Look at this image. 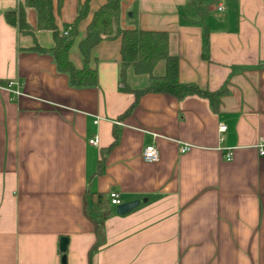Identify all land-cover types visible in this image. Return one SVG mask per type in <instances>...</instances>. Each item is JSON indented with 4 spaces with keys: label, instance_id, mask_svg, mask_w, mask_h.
Returning <instances> with one entry per match:
<instances>
[{
    "label": "crops",
    "instance_id": "0c3cea01",
    "mask_svg": "<svg viewBox=\"0 0 264 264\" xmlns=\"http://www.w3.org/2000/svg\"><path fill=\"white\" fill-rule=\"evenodd\" d=\"M83 1L52 0L60 33ZM198 1L206 8L208 59L188 0H121L120 26L134 21L167 32L179 82L224 90L216 110L197 96L146 93L119 121L134 99L121 80L120 38L92 48L97 84L72 88L49 53L28 50L52 48V33L20 34L4 13L24 0H0V264H264V0ZM105 2L89 0L77 25L68 52L76 68L83 66L78 43ZM25 18L35 29L32 8ZM163 72L159 63L153 74ZM147 81L126 71L130 89ZM113 129L117 142L99 170ZM92 136L98 145L88 144ZM148 144L158 150L154 163L141 158ZM183 144L191 147L180 153ZM111 192L138 204L122 215L113 205L105 210L103 238L89 259L96 237L86 198L103 193L110 202Z\"/></svg>",
    "mask_w": 264,
    "mask_h": 264
},
{
    "label": "trees",
    "instance_id": "16d2710c",
    "mask_svg": "<svg viewBox=\"0 0 264 264\" xmlns=\"http://www.w3.org/2000/svg\"><path fill=\"white\" fill-rule=\"evenodd\" d=\"M62 0H58V5ZM89 0L79 4L77 14L66 34L60 33L54 21L52 0H24L16 10H9L4 13L8 24L17 28L22 35H33L35 30L50 31L54 45L45 50L35 44L28 49L39 53H49L54 61L56 70L65 74L69 86L72 88L94 87L97 84V75L94 68L89 67V60L92 48L102 40L120 38V75L124 83V90L133 94L131 104L117 117L121 121L127 117L137 106L139 98L146 93L167 94L182 100L190 96H197L207 99L212 111L216 110L219 98L224 90L210 92L199 88L192 83H181L178 80V57L169 52V37L165 31H147L133 26L124 29L120 26V3L121 0H106L97 9L91 21L86 27L85 37L79 41L78 49L82 57L83 66L76 68L69 60L68 52L77 36V25L88 10ZM199 14V23L204 28L203 53L202 56L208 59V40L205 29L206 8L198 0H188ZM32 8L36 13L35 29L26 21L25 8ZM66 29V28H65ZM64 29V30H65ZM63 30V31H64ZM163 63L164 72L161 75H154L155 67ZM132 69L134 75L148 77L147 84L138 89H130L125 85L126 71ZM117 132L113 129V142L100 152L98 167L100 170L105 154L116 144ZM86 214L93 221L96 237L95 243L88 252L89 259L97 250L103 238L102 223L109 213H104L109 206H112L108 197L103 193H89L86 198Z\"/></svg>",
    "mask_w": 264,
    "mask_h": 264
},
{
    "label": "built area",
    "instance_id": "2783aa9c",
    "mask_svg": "<svg viewBox=\"0 0 264 264\" xmlns=\"http://www.w3.org/2000/svg\"><path fill=\"white\" fill-rule=\"evenodd\" d=\"M217 9L218 10H223V6L220 5V4H218L217 5ZM68 29H69V27L66 28L64 31H62V33L63 34H66ZM15 94H18V92H15ZM218 130L221 133L224 132L226 130L225 125L220 124L218 126ZM88 144L93 145V146L98 145V138H97V136H92L91 138H89L88 139ZM190 147L191 146L188 145V144L180 145L179 151H180V153H185L188 150H190ZM261 148L259 149V155H262L263 154V150ZM224 157H225L226 160H230L231 159V152L230 151L226 152L225 155H224ZM141 158H142V160L144 162H147V163H154V162H156L158 160V150L156 149L155 145L154 144L145 145V147L143 148L142 153H141ZM109 198H110V203L113 206L119 205L121 203L120 202V199L118 197V194L115 193V192H111L109 194Z\"/></svg>",
    "mask_w": 264,
    "mask_h": 264
},
{
    "label": "water",
    "instance_id": "95a60500",
    "mask_svg": "<svg viewBox=\"0 0 264 264\" xmlns=\"http://www.w3.org/2000/svg\"><path fill=\"white\" fill-rule=\"evenodd\" d=\"M130 16V13H129ZM138 202L134 201V202H129V203H120L119 205L115 206V212L116 214L122 215L125 214L127 212H129L130 210H132L135 206H137ZM67 245V239L66 238H61L59 241V250L64 253L65 252V248ZM65 260V256L62 255V263Z\"/></svg>",
    "mask_w": 264,
    "mask_h": 264
},
{
    "label": "rangeland",
    "instance_id": "374dc122",
    "mask_svg": "<svg viewBox=\"0 0 264 264\" xmlns=\"http://www.w3.org/2000/svg\"><path fill=\"white\" fill-rule=\"evenodd\" d=\"M158 72H159V70H156L154 73H155V74H158ZM140 79H141V78H140Z\"/></svg>",
    "mask_w": 264,
    "mask_h": 264
}]
</instances>
